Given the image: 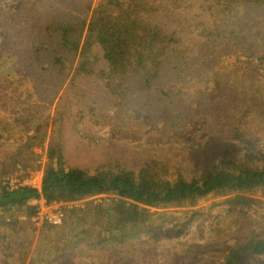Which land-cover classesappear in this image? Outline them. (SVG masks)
<instances>
[{"label": "trees", "instance_id": "trees-1", "mask_svg": "<svg viewBox=\"0 0 264 264\" xmlns=\"http://www.w3.org/2000/svg\"><path fill=\"white\" fill-rule=\"evenodd\" d=\"M0 28L19 51L16 67L35 87L36 104L15 110L22 123L38 120L67 80L75 88L71 95L94 98L76 86L89 78L114 99L113 107L126 106L127 117L143 119L151 128L157 117L168 122L178 116L189 119L195 99L213 128L222 117L210 115L212 107L222 104L223 109L236 93L240 98L230 108L237 111L232 127L253 136L264 128V0H21L15 10H0ZM236 59L252 66L236 70ZM230 83L240 84V89L231 90ZM216 84L219 88L211 93ZM178 86L192 90L183 92ZM19 94L25 96L23 90ZM237 147L215 156L203 172L174 168L161 159L135 166L119 161L90 172L67 168L63 153L56 156L57 147L51 145L57 163L46 166L40 189L23 185L0 194V208H16L26 217L11 214L3 222L22 237L21 253L13 263L24 264L29 256L34 238L27 226L37 211L32 201L41 196L49 202L117 196L111 203L91 201L69 209L60 225L40 227L47 242L67 247L124 244L144 235L153 239L158 226L150 210L160 205L183 207L215 195L227 196L233 209L251 207L258 200L244 193L264 186V158L259 162ZM95 222L101 225L99 232L90 230ZM81 225L88 236L77 238ZM8 255L15 253L8 248ZM252 255H264V233L255 230L230 245L221 264H242Z\"/></svg>", "mask_w": 264, "mask_h": 264}, {"label": "rangeland", "instance_id": "rangeland-1", "mask_svg": "<svg viewBox=\"0 0 264 264\" xmlns=\"http://www.w3.org/2000/svg\"><path fill=\"white\" fill-rule=\"evenodd\" d=\"M20 1L0 0V10H15ZM9 35L0 28V194L4 188L19 184L39 185L46 166L57 163L51 157V145L57 147L56 156L63 153L67 168L82 167L90 172L101 165L120 161L135 166L148 159H161L171 167L188 168L187 172H203V165L234 146L259 162L264 158V128H258L253 136L244 128L232 127L237 111L230 108L237 107L240 98L237 93L229 104L223 105L227 112L222 104L212 107L210 115L225 120L213 128L208 127V121L197 109L196 99L191 104L189 119L178 116L168 122L163 116L157 117L151 128L143 124V119L127 117L126 106L113 107L114 99L109 100L92 79L77 81L76 86H81V92L92 93L94 98L71 95L75 88L67 80L59 96L40 111L38 120L29 122L30 125L17 121L19 114L15 110L36 104L35 87L16 67L15 56L19 51L13 47L15 43L11 37V41L8 39ZM235 64L236 70L238 66H252L242 59H236ZM239 85L230 83L229 88L235 91L240 89ZM178 87L183 92L192 90ZM217 88V84L212 86L211 93ZM193 89L197 91L199 87ZM21 90L24 97L19 94ZM244 194L258 201L251 207L233 209L226 201L227 196L208 195L194 205L152 208L158 226L156 237L144 235L141 240L124 244L108 242L92 247L82 242L67 247L56 241L47 242L43 237L45 230L31 219L33 223L27 226V233L34 242L24 264H221L230 245L246 238L251 231L264 233V186ZM116 199L115 194L106 193L65 201V215L67 210L84 208L91 201L107 204ZM32 203L36 204V200ZM11 214L26 218L16 208L11 211L0 208V235L5 234L0 236V264H21L13 260L21 253L18 249L22 237L3 225ZM100 228L95 222L90 230L99 232ZM82 229L84 225L76 229L77 238L88 236ZM8 248L14 256L8 255ZM242 264H264V255L246 257Z\"/></svg>", "mask_w": 264, "mask_h": 264}, {"label": "built area", "instance_id": "built-area-1", "mask_svg": "<svg viewBox=\"0 0 264 264\" xmlns=\"http://www.w3.org/2000/svg\"><path fill=\"white\" fill-rule=\"evenodd\" d=\"M24 185L33 186L40 189L42 185V180L39 185H33V184H24ZM19 186H23V185L19 184L18 186L10 189H14ZM66 203L67 202L64 201L49 202L44 196L39 197L38 199H36L35 205L37 206V211L32 218L33 222L39 228L45 224H53V225L61 224L63 222V218L65 215L64 205Z\"/></svg>", "mask_w": 264, "mask_h": 264}]
</instances>
